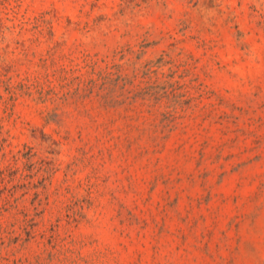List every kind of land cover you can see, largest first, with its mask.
Here are the masks:
<instances>
[{"label":"rangeland","instance_id":"1","mask_svg":"<svg viewBox=\"0 0 264 264\" xmlns=\"http://www.w3.org/2000/svg\"><path fill=\"white\" fill-rule=\"evenodd\" d=\"M0 264H264V0H0Z\"/></svg>","mask_w":264,"mask_h":264}]
</instances>
